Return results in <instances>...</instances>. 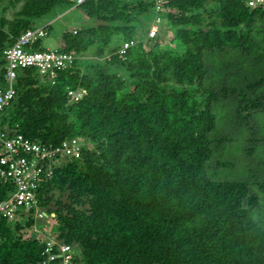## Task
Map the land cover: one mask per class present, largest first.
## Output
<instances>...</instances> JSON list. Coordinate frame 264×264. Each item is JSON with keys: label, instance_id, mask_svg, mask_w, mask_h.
Segmentation results:
<instances>
[{"label": "trees", "instance_id": "16d2710c", "mask_svg": "<svg viewBox=\"0 0 264 264\" xmlns=\"http://www.w3.org/2000/svg\"><path fill=\"white\" fill-rule=\"evenodd\" d=\"M162 4L173 46L156 41L147 50L152 38L146 33L143 41L136 27L141 15L155 16L153 0H0V84L2 50L21 32L58 5L86 17L76 33H64L62 48L75 59L53 82L44 84L33 67L18 69L0 126L53 146L74 136L93 144L36 192L38 205L62 226L57 239L72 245V264H264V228L250 213L258 196L246 181L205 175L214 106L233 97L244 118L263 104L264 93L255 92L263 73L246 82L242 75L256 74L264 60V37L253 33L258 19L264 26V8L245 0ZM8 5H19L9 24ZM132 38L138 42L119 56ZM33 47L43 49L40 40ZM76 89L83 94L71 102L68 91ZM65 186L70 201L51 206L52 192ZM258 186L264 190V181ZM12 189L0 180V200ZM20 227L0 218V264H39L43 244L21 239Z\"/></svg>", "mask_w": 264, "mask_h": 264}, {"label": "built area", "instance_id": "2783aa9c", "mask_svg": "<svg viewBox=\"0 0 264 264\" xmlns=\"http://www.w3.org/2000/svg\"><path fill=\"white\" fill-rule=\"evenodd\" d=\"M78 6L87 0H72ZM155 17L147 32V38H153L158 32L162 20V0H153ZM251 8H264V0H245ZM76 33V29L72 30ZM47 35V25L26 29L13 42L2 50L6 61L5 83L0 84V114L16 94L17 71L33 67L43 77L56 78L57 73L73 64L75 54L64 50L63 44L53 49H37L33 44ZM138 42L129 39L121 43L118 54L124 56L126 49ZM80 90H69L68 94L74 101L83 94ZM84 148V139L69 137L59 145H50L37 139H30L15 128L0 126V180L12 184L5 199L0 200V218L8 223L19 222L20 219L46 217V212L38 205L37 189L40 181L51 178L56 169L61 168L68 159L79 158ZM33 209V213L31 210ZM37 229L34 228V231ZM34 239L43 244L39 264H72L74 249L72 245L60 242L56 236ZM33 238V237H32Z\"/></svg>", "mask_w": 264, "mask_h": 264}, {"label": "rangeland", "instance_id": "374dc122", "mask_svg": "<svg viewBox=\"0 0 264 264\" xmlns=\"http://www.w3.org/2000/svg\"><path fill=\"white\" fill-rule=\"evenodd\" d=\"M7 5V4H6ZM73 7V6H72ZM19 8V5L6 6L4 15L8 20V24L13 17L14 12ZM62 6L58 5L50 13L43 15L36 21V26L48 24L47 35L40 40V46L43 49H53L59 47L63 40L65 32H72L73 28H80L85 25L83 13L76 11L75 8L63 10ZM164 16V14H162ZM155 17V16H154ZM154 17L151 11L148 16H140V25L136 27V33L145 41L146 33L153 24ZM150 25V26H149ZM158 26L157 34L152 40L145 41V48L148 50L157 41L162 46L170 45L172 33L169 28V21L162 17ZM259 27L261 28L259 30ZM264 26L261 25V20L258 19L254 29V36L261 38L264 33ZM7 30V29H5ZM78 30V29H77ZM119 42L117 37L112 36L111 45L115 46ZM173 46V45H170ZM97 47V45H96ZM94 51L95 48H92ZM92 53H88L87 57L92 58ZM213 62L215 67L219 58L214 54ZM228 59L230 54L226 56ZM93 58H96L93 57ZM101 57H97V59ZM257 68V67H256ZM216 68L212 69V73H216ZM243 76L244 81L255 80L264 75V60L257 68L256 74ZM43 83L53 82L54 78L43 77ZM243 81V82H244ZM82 93L83 91L80 90ZM256 94L264 93V83L257 89ZM255 95V94H254ZM82 96V95H81ZM70 99L74 102L73 97ZM236 102L233 97L224 99L214 106L216 126L209 136L211 138L212 154L205 162V175L208 178L216 180H242L246 181L249 186V192L258 196V204L250 210L251 216L255 222L264 228V190L260 189L258 184L264 181V99L263 104L257 109H248L242 112L246 115L240 118L236 114ZM219 136H225L226 139L220 143H216ZM84 147L93 148V144L84 140ZM70 189L65 186L64 189H55L52 192L51 206H55L56 201H70ZM47 214V213H46ZM30 219H20L21 227L18 230L21 239L34 238L38 236H56L62 230V226L56 222L54 213L50 212L46 217ZM13 224V223H11ZM34 228L37 230L34 231Z\"/></svg>", "mask_w": 264, "mask_h": 264}, {"label": "crops", "instance_id": "0c3cea01", "mask_svg": "<svg viewBox=\"0 0 264 264\" xmlns=\"http://www.w3.org/2000/svg\"><path fill=\"white\" fill-rule=\"evenodd\" d=\"M82 13V12H81ZM83 19L85 20L86 19V17L83 15ZM47 26H48V24H47ZM73 29H76V28H73ZM72 29V30H73ZM62 43H63V40H62Z\"/></svg>", "mask_w": 264, "mask_h": 264}]
</instances>
